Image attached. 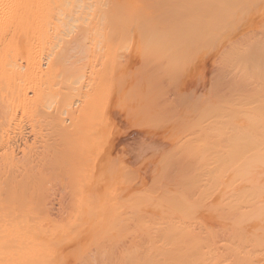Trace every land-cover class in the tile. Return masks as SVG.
I'll return each mask as SVG.
<instances>
[{
	"label": "bare ground",
	"instance_id": "bare-ground-1",
	"mask_svg": "<svg viewBox=\"0 0 264 264\" xmlns=\"http://www.w3.org/2000/svg\"><path fill=\"white\" fill-rule=\"evenodd\" d=\"M263 1L0 0V264H264Z\"/></svg>",
	"mask_w": 264,
	"mask_h": 264
},
{
	"label": "rangeland",
	"instance_id": "rangeland-1",
	"mask_svg": "<svg viewBox=\"0 0 264 264\" xmlns=\"http://www.w3.org/2000/svg\"><path fill=\"white\" fill-rule=\"evenodd\" d=\"M263 1V0H262ZM264 2V1H263ZM263 2H261V4H263ZM95 70L96 69H99V67H95L94 68ZM29 83V82H28ZM71 99H72V96L69 98V102L71 101ZM137 129V128H136ZM139 133H138V130H136V132L135 133H133V135H131L130 137H131V139L129 140V141H131V142H127L128 143V145H127V148H133V147H136V145H138V143H139ZM136 144V145H135ZM47 184V183H46ZM48 185V184H47ZM49 186V185H48ZM50 189L49 190H51L52 191V189H51V187H49ZM48 194H50V193H48ZM49 196V197H48ZM52 197V198H51ZM53 197H55V196H52V195H47V198L49 199V201L47 200V198H46V200H47V202H49L48 203V205L46 204L47 202L45 201V204L47 205V206H51V207H57L56 208V211L59 209V208H61L62 209V207H64L65 208V205H64V203L62 204L60 201H59V199L57 198V197H55L56 199H54ZM51 200H53V201H51ZM56 200V201H55ZM51 201V202H50ZM54 204H53V203ZM58 202H60V203H58ZM52 203V204H51ZM61 204V205H60ZM64 205V206H63ZM59 206V207H58ZM54 208V209H55ZM60 209V210H61ZM58 212V211H57Z\"/></svg>",
	"mask_w": 264,
	"mask_h": 264
}]
</instances>
